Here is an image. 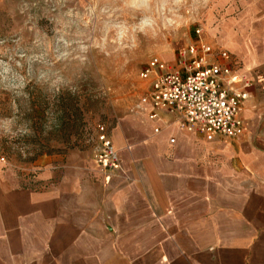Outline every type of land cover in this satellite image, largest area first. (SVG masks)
I'll use <instances>...</instances> for the list:
<instances>
[{
    "label": "crops",
    "instance_id": "0c3cea01",
    "mask_svg": "<svg viewBox=\"0 0 264 264\" xmlns=\"http://www.w3.org/2000/svg\"><path fill=\"white\" fill-rule=\"evenodd\" d=\"M240 14L215 44L251 82L247 135L208 142L147 107L109 131L117 170L72 151L1 176L0 264H264V0Z\"/></svg>",
    "mask_w": 264,
    "mask_h": 264
},
{
    "label": "rangeland",
    "instance_id": "374dc122",
    "mask_svg": "<svg viewBox=\"0 0 264 264\" xmlns=\"http://www.w3.org/2000/svg\"><path fill=\"white\" fill-rule=\"evenodd\" d=\"M245 3L0 0V177L33 176L72 151L96 163L98 125L112 138L119 122L142 118L149 81L140 72L150 60H172L197 30L213 59Z\"/></svg>",
    "mask_w": 264,
    "mask_h": 264
},
{
    "label": "built area",
    "instance_id": "2783aa9c",
    "mask_svg": "<svg viewBox=\"0 0 264 264\" xmlns=\"http://www.w3.org/2000/svg\"><path fill=\"white\" fill-rule=\"evenodd\" d=\"M194 45L178 50L172 60L152 58L141 70L140 77L149 87L138 104L139 112L147 107L146 117L157 119L164 111L178 116L180 130L196 133L206 141L232 143L245 137L249 126L242 117L246 90L251 82L238 71V61L224 48H213L201 42V30ZM99 150L96 163L103 171L120 166L117 152L105 127H96ZM159 127L153 128L158 134ZM172 142V140H171ZM5 158L0 152V164Z\"/></svg>",
    "mask_w": 264,
    "mask_h": 264
},
{
    "label": "bare ground",
    "instance_id": "6f19581e",
    "mask_svg": "<svg viewBox=\"0 0 264 264\" xmlns=\"http://www.w3.org/2000/svg\"><path fill=\"white\" fill-rule=\"evenodd\" d=\"M220 18H221V17H220ZM221 21H222V20H221ZM221 21H220V22H221ZM227 21H228V20H227ZM237 22H238V21H237ZM224 24L227 25V23H224ZM217 25H218V23H217ZM217 25H216V27H217ZM228 25H229V24H228ZM234 25H235V24H234ZM224 27H225V26H224ZM222 28H223V27H222ZM223 29H224V28H223ZM217 30H218V29H217ZM224 31H225V30H224ZM235 31H236V30H235ZM235 31H233V32H235ZM212 32H213V31H212ZM229 32H230V31H229ZM229 32H228V33H229ZM242 33H243V32H242ZM215 34H216V33H215ZM230 35H231V34H230ZM230 35H229V36H230ZM233 35H234V34H233ZM224 37H225V36H224ZM231 37H232V36H231ZM246 37H247V35H246ZM217 38H218V37H217ZM227 38H228V37H227ZM241 39H242V38H241ZM223 40H224V38H223ZM247 40H248V39H247ZM224 41H225V40H224ZM239 41H240V40H239ZM239 41H238V43H239ZM227 42H228V41H227ZM223 43H224V42H223ZM226 44H227V43H226ZM236 44H237V43H236ZM247 44H248V43H247ZM236 46H237V45H236ZM239 48H240V47H239ZM242 48H243V47H242ZM242 48H241V49H242ZM249 49H250V48H249ZM238 50H239V49H238ZM245 50H246V49H245ZM246 52H247V51H246ZM238 53H239V52H238ZM243 54H244V53H243ZM248 54H249V53H248ZM241 55H242V54H241ZM167 57H168V56H167ZM165 59H166V58H165ZM165 59H164V60H165ZM167 59H168V58H167ZM170 59H171V58H170ZM172 59H173V58H172ZM176 125H177V124H176ZM179 130H180V129H179Z\"/></svg>",
    "mask_w": 264,
    "mask_h": 264
}]
</instances>
